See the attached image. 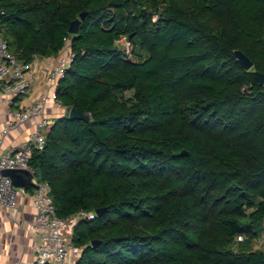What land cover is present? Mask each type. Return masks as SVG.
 Segmentation results:
<instances>
[{
    "label": "trees",
    "instance_id": "16d2710c",
    "mask_svg": "<svg viewBox=\"0 0 264 264\" xmlns=\"http://www.w3.org/2000/svg\"><path fill=\"white\" fill-rule=\"evenodd\" d=\"M0 8L2 36L23 65L71 39L74 59L56 89L67 114L30 165L60 218L96 214L74 229L77 264H264L251 249L264 220V0ZM71 109L89 120H70ZM237 238L246 242L234 249Z\"/></svg>",
    "mask_w": 264,
    "mask_h": 264
},
{
    "label": "built area",
    "instance_id": "2783aa9c",
    "mask_svg": "<svg viewBox=\"0 0 264 264\" xmlns=\"http://www.w3.org/2000/svg\"><path fill=\"white\" fill-rule=\"evenodd\" d=\"M4 11L0 8V17ZM124 39V38H123ZM126 40V39H125ZM122 41V40H121ZM127 54L131 53V45L127 40ZM74 59L71 49V39L64 38V47L58 54L57 63L48 72L46 81L53 92L41 100L21 105L20 102L28 93L29 80L26 71L29 65H23L10 52L8 43L2 36L0 24V90L6 106L7 121L0 132V205L15 209L21 194L29 193L36 217L32 224V231L36 234L35 264H77L81 249L74 246L72 237L77 224L85 219L93 220L96 214L79 211L66 218H60L55 210L50 195V185L42 181L36 170L30 165L33 152H42L46 145V131L52 124L46 115V102L56 103V89L59 81L65 76ZM246 88H243L244 91ZM58 106H62L58 103ZM32 122L34 131L28 135L26 141L10 150L2 149V137L9 134L20 125ZM6 170H25L32 175L31 190L16 188L12 179L2 173ZM264 229V220L262 223Z\"/></svg>",
    "mask_w": 264,
    "mask_h": 264
},
{
    "label": "crops",
    "instance_id": "0c3cea01",
    "mask_svg": "<svg viewBox=\"0 0 264 264\" xmlns=\"http://www.w3.org/2000/svg\"><path fill=\"white\" fill-rule=\"evenodd\" d=\"M57 56L50 58L36 57L26 71L29 80L28 93L21 105L41 100L50 96L53 88L46 81V76L57 63ZM67 109L58 106L53 100L46 102V115L51 123L65 117ZM7 121L6 106L0 90V132ZM35 129L32 122H27L2 137V149L10 150L26 141ZM36 217L29 193L21 194L15 209L0 205V264H35L37 237L32 231Z\"/></svg>",
    "mask_w": 264,
    "mask_h": 264
},
{
    "label": "water",
    "instance_id": "95a60500",
    "mask_svg": "<svg viewBox=\"0 0 264 264\" xmlns=\"http://www.w3.org/2000/svg\"><path fill=\"white\" fill-rule=\"evenodd\" d=\"M85 14H81L80 18L73 21L69 27V33L71 35H76L79 32V23L85 19ZM235 56L240 63V65L245 70H250L253 67V63L249 60L246 55L242 52L236 51ZM256 79L260 85L264 86V74L256 73ZM68 118L70 120H80V121H88L89 116L85 115L84 113L77 111L76 109H71L69 112ZM186 155V153H183ZM4 176H8L12 179L13 185L16 188L25 189L27 190L31 186L32 175L25 170H6L2 173ZM103 210H98L97 214L102 213Z\"/></svg>",
    "mask_w": 264,
    "mask_h": 264
},
{
    "label": "rangeland",
    "instance_id": "374dc122",
    "mask_svg": "<svg viewBox=\"0 0 264 264\" xmlns=\"http://www.w3.org/2000/svg\"><path fill=\"white\" fill-rule=\"evenodd\" d=\"M127 40L122 39V41L119 43L120 45H122L124 47V49H128L127 45ZM126 98H131L133 96L132 92L126 93ZM242 242H246L245 238H237L236 242L234 244V249H238V246L240 243ZM251 249L252 250H261L264 251V229L261 228V233L258 239H256L255 241L251 242Z\"/></svg>",
    "mask_w": 264,
    "mask_h": 264
}]
</instances>
